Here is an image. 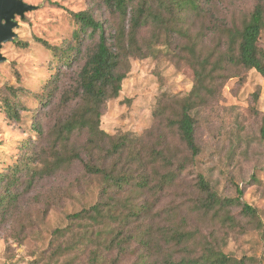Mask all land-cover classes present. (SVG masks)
<instances>
[{"label":"rangeland","instance_id":"1","mask_svg":"<svg viewBox=\"0 0 264 264\" xmlns=\"http://www.w3.org/2000/svg\"><path fill=\"white\" fill-rule=\"evenodd\" d=\"M23 1L36 8L16 18V37L1 49L6 57L0 63L3 174L22 160L29 145L42 159H51L50 133L77 107L84 60L63 67L57 91L50 97L60 57L45 42L76 44L73 33L79 25L74 14L80 11L104 21L109 30L122 22L105 0ZM197 1L199 10L183 23L188 36L172 26L141 28L138 39L144 49L149 46L147 55L130 59L121 92L103 108L101 128L115 141H130L121 155L100 151L104 163L116 164L135 181L146 179L149 186L133 181L123 191L112 188L113 199H103L101 177L85 168L103 157L98 151L90 155L83 150L87 135L77 133L73 140L80 145L82 160L35 178L30 185L25 182L18 188V203L5 215L0 213V264H91L97 256L100 264H162L167 253L176 252L178 258L198 256L206 242L234 258H245L248 264H264V77L253 69L234 68L218 78L212 95L192 111L200 147L193 160L174 125L195 84L187 46L197 44L203 54L224 50V29L241 27L264 0ZM129 20L130 14L127 29ZM95 42L82 39V54ZM259 46L264 50V30ZM5 98L24 107L19 121L6 115ZM38 125L43 135L36 131ZM198 174L222 198L235 199L242 189L241 200L257 209V218L243 215L240 206L230 209L235 222L225 220L224 212L215 217L197 208ZM97 203L102 206L100 214L73 219ZM177 232L193 235L187 250L175 245L172 238ZM111 242L116 246L108 251L104 246Z\"/></svg>","mask_w":264,"mask_h":264},{"label":"trees","instance_id":"2","mask_svg":"<svg viewBox=\"0 0 264 264\" xmlns=\"http://www.w3.org/2000/svg\"><path fill=\"white\" fill-rule=\"evenodd\" d=\"M105 2L116 10L122 19L117 27L109 30L104 21L96 20L87 11H80L74 14L79 25L73 33V38L78 40L76 44L53 46L45 42L54 55L60 57L55 62L59 65L55 66L56 73L52 82L54 89L50 92V97L57 91L63 76V67H73L84 60L79 71V88L76 95L78 103L75 110L66 119L56 124L50 133L52 137L49 147L51 159H42L41 154L37 152L35 154L32 146L29 145L22 160L8 174L0 173V213L2 215L11 209L15 201L18 203L20 198L18 188L25 182L30 185L35 178L53 175L71 166L75 161L82 160L80 145L73 140L77 133L82 132L87 135L83 150L90 155L98 151L103 157L98 163L85 164L87 172L98 174L101 177L104 184L103 199H113L112 188L123 191L126 185H131L135 181L132 176L120 172L116 164L110 167L104 163L106 158L100 151L106 149L109 154L120 153L121 155L129 146L130 141L127 142L126 139L115 141L112 135L101 128L103 108L108 100L118 97L121 92L122 83L130 72V59L147 55L145 50H149V46L144 49L138 39L141 28L150 24H154L159 30L172 26L176 32L188 36L189 30L183 27V23L190 13L199 10V2L197 0H105ZM129 14L130 28L127 29L125 21ZM174 18L176 25L171 24ZM263 30L264 5L258 3L241 27L224 29L226 38L224 50L219 52L213 50L208 54H203L197 50V44L187 46L186 50L191 54L189 63L195 73V84L185 97L174 125L181 142L189 150L192 160L200 153L196 140V119L192 111L205 103L207 97L212 95L218 78L225 76L226 72L234 68L253 69L264 77V50L259 46ZM82 39L96 40L94 47L86 54H82L81 51ZM75 50L77 52L74 54ZM4 103L6 115L19 121L24 107L18 103L16 106L8 98L4 99ZM36 131L43 135L39 125L36 126ZM261 134L264 137V116ZM109 143L110 146H108ZM39 165L42 167L38 168ZM184 168L183 166L180 170ZM175 177V175H169L170 180H174ZM135 182L142 187L149 186L144 178L142 181L136 180ZM16 188L17 193L14 191ZM197 190V208L202 209L206 214L213 212V216L219 217L221 212H224L225 220L235 222L230 209L233 206H240L243 215L255 219L258 216L256 208L241 200L242 189L238 188L239 195L235 199L222 198L204 175L198 174ZM101 211L102 206L97 203L89 209L78 212L73 219L91 217L92 212L100 214ZM192 238L191 233L177 232L172 239L175 245H183L187 250ZM171 241L168 240V244ZM114 244V242L105 244L104 248L112 251L116 246ZM175 253H167L162 264H248L245 258H234L208 242L204 243L198 256L183 255L182 258H178ZM101 261L103 262L104 258ZM99 262V256H97L91 264H100Z\"/></svg>","mask_w":264,"mask_h":264},{"label":"water","instance_id":"3","mask_svg":"<svg viewBox=\"0 0 264 264\" xmlns=\"http://www.w3.org/2000/svg\"><path fill=\"white\" fill-rule=\"evenodd\" d=\"M36 7L23 0H0V63L6 60L1 53L2 45L15 39L16 18H24L27 12Z\"/></svg>","mask_w":264,"mask_h":264}]
</instances>
